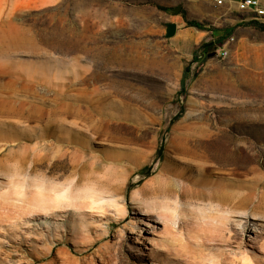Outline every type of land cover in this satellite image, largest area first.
Masks as SVG:
<instances>
[{
	"label": "rangeland",
	"instance_id": "374dc122",
	"mask_svg": "<svg viewBox=\"0 0 264 264\" xmlns=\"http://www.w3.org/2000/svg\"><path fill=\"white\" fill-rule=\"evenodd\" d=\"M191 1L0 0V264H264V215L250 214L241 243L224 247L208 237L219 224L208 204L148 197L155 210L147 211L133 198L159 172L200 180L204 164L212 181L246 191L257 176L264 183V107L230 95L224 44L195 55L197 45L166 37L182 11L263 38L249 22L264 16L203 0L216 15L198 8L188 19ZM206 38L214 40L211 30ZM252 112L260 115L247 118ZM222 144L236 150L226 162ZM78 160L103 178L112 162L130 170L113 195L95 180L81 183L98 203L26 210L23 199L42 185L72 195L69 167ZM231 220L242 229L243 217Z\"/></svg>",
	"mask_w": 264,
	"mask_h": 264
},
{
	"label": "bare ground",
	"instance_id": "6f19581e",
	"mask_svg": "<svg viewBox=\"0 0 264 264\" xmlns=\"http://www.w3.org/2000/svg\"><path fill=\"white\" fill-rule=\"evenodd\" d=\"M204 135L209 138H227V135L222 132H208ZM218 149L220 150L219 155L221 156V160L224 162L231 160L233 153L236 151L235 150L233 152L230 147L228 148L224 144H222L221 147L218 146ZM8 154L16 155L17 152L10 151ZM24 157L27 159L28 155ZM8 160L9 159L6 158V161ZM97 166L98 165L86 160H78L77 163L72 164L69 167L71 176L70 183L73 186L72 195H68L64 190L62 192H56L54 195H49L48 187L42 185L39 187L37 193L31 194L23 199V205H26V210H30L32 207V209L39 208L45 212H53L58 210L60 204L66 200L69 201L68 205H82L85 204L87 200L95 202V196L90 194V192H88L89 190H83L82 188L85 186L82 188L80 187L82 185L81 183L93 180L102 184L105 192L111 193L112 195L116 192L118 193L122 185L117 183L116 180L119 177L121 179L126 178L129 174L130 168L123 163L112 162L108 167L107 175L103 178L95 174ZM6 167L11 168L12 165L7 164ZM210 168V165L204 164L201 166V169L196 170L200 180L191 179L183 173L169 175L168 173L159 172L158 176L150 178V182L147 181L137 191H135L133 198L146 206L147 211L155 210L153 204L147 201L148 197L164 199L174 198L175 202H180V200H182L186 204L189 202V204H191L196 201L200 203L204 202L210 206L211 215L209 217L214 223L219 222L208 237L219 242L217 245L219 244L224 247L232 246L234 243L240 244V240L244 238L243 231L250 224L249 222L251 219L249 215H264V190H260L257 187L258 185L264 186L262 176H257V185L250 187L249 190L246 191L239 185H230L221 181L210 180L208 177L210 174L206 172ZM202 170L204 171L202 172ZM52 189L54 191L58 190L55 189V187H52ZM72 199H77L78 202L76 201L73 203V201H71ZM200 210L203 211L201 208ZM232 216L244 218L245 221L242 225V229L234 227V223L231 220ZM199 230L204 231L203 225H201ZM254 239L255 244H258L259 240L257 237ZM256 248H262V245H259ZM243 259L244 264H250L247 257H243Z\"/></svg>",
	"mask_w": 264,
	"mask_h": 264
},
{
	"label": "crops",
	"instance_id": "0c3cea01",
	"mask_svg": "<svg viewBox=\"0 0 264 264\" xmlns=\"http://www.w3.org/2000/svg\"><path fill=\"white\" fill-rule=\"evenodd\" d=\"M211 5H207L203 0H192L191 5L186 9L188 19H198L191 15L196 13L198 8L203 11V15H216ZM175 22L176 34L182 41V47L194 48L210 32V30L187 26L183 17L182 20ZM233 24L236 23L232 22L229 25ZM217 29L221 27L218 26ZM231 37L232 39H228L220 50V55L223 54L226 61L222 79L229 80L230 95L236 96L241 93L246 106L260 104L264 107V38L253 27L242 25L236 26ZM215 80H218V77ZM258 115L260 114L256 115L252 112L246 117L253 118ZM261 116L264 117V111Z\"/></svg>",
	"mask_w": 264,
	"mask_h": 264
},
{
	"label": "trees",
	"instance_id": "16d2710c",
	"mask_svg": "<svg viewBox=\"0 0 264 264\" xmlns=\"http://www.w3.org/2000/svg\"><path fill=\"white\" fill-rule=\"evenodd\" d=\"M158 8L162 10H167L166 7L162 5H157ZM182 17L186 23L187 26H194L199 29H204V30H211L212 36L214 37V40L211 41H201L196 47H195V55L197 51L201 50L204 55L210 56L211 53H215L216 49L221 47L233 34L234 31V26L226 27V28H221V29H215V28H210L209 24L207 23H202L197 20H187L185 17V12L182 11ZM249 24L255 25L256 27L260 29H264V23L257 22L255 20L249 22ZM218 33V34H216ZM194 55V59H195ZM188 70V69H187ZM178 115L174 117L176 119ZM162 147V146H161ZM159 148L157 153L158 155L161 154L162 148ZM146 168H143V171Z\"/></svg>",
	"mask_w": 264,
	"mask_h": 264
},
{
	"label": "built area",
	"instance_id": "2783aa9c",
	"mask_svg": "<svg viewBox=\"0 0 264 264\" xmlns=\"http://www.w3.org/2000/svg\"><path fill=\"white\" fill-rule=\"evenodd\" d=\"M216 7L229 4L240 11H252L257 17L264 16V7L260 0H205Z\"/></svg>",
	"mask_w": 264,
	"mask_h": 264
},
{
	"label": "water",
	"instance_id": "95a60500",
	"mask_svg": "<svg viewBox=\"0 0 264 264\" xmlns=\"http://www.w3.org/2000/svg\"><path fill=\"white\" fill-rule=\"evenodd\" d=\"M177 30V23L176 22H169L167 23V28H166V37H172L175 35Z\"/></svg>",
	"mask_w": 264,
	"mask_h": 264
}]
</instances>
